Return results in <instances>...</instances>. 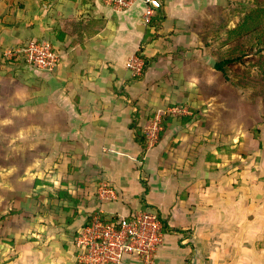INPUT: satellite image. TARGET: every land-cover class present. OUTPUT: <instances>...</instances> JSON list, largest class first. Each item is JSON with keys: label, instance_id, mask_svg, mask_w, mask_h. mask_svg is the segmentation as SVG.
<instances>
[{"label": "crops", "instance_id": "obj_1", "mask_svg": "<svg viewBox=\"0 0 264 264\" xmlns=\"http://www.w3.org/2000/svg\"><path fill=\"white\" fill-rule=\"evenodd\" d=\"M226 4L161 0L150 28L140 1L119 12L109 0H0V126L10 123L23 129L18 133L26 141L47 144L48 163L62 161L64 169V180L54 182L38 203V186L18 191L16 203L32 211L24 220L41 228L19 242L13 235L14 256L1 264H77L74 239L90 215L100 211L109 219L134 210L153 211L165 223L151 264H264V135L255 143L253 168L244 153L237 179L230 164L223 165L203 172L209 181L203 186L194 173L173 167L163 148L190 120L167 123L158 145L143 155L130 127L135 120L143 134L150 114L163 106L146 110L140 102L151 96L155 105L156 97L173 89L169 80L186 86L182 79L191 76L182 67L184 56L170 58V67L165 60L180 47L199 45L198 35L215 30L211 16ZM31 40L49 42L58 54L52 73L4 56ZM209 46L208 41L204 47ZM140 49L153 61L135 79L125 65ZM166 131L171 135L164 136ZM101 181L115 189L116 199H98ZM41 202L46 208L38 211ZM122 264L143 263L126 257Z\"/></svg>", "mask_w": 264, "mask_h": 264}, {"label": "rangeland", "instance_id": "obj_2", "mask_svg": "<svg viewBox=\"0 0 264 264\" xmlns=\"http://www.w3.org/2000/svg\"><path fill=\"white\" fill-rule=\"evenodd\" d=\"M225 7L222 13L216 11L211 16L215 30L210 31L209 28L207 31L206 27L200 29L205 31L199 34L200 38L198 35L199 45L192 49L180 47L175 50L176 54L172 53L169 57V53L163 54L168 57L165 60L167 67H170V58L173 56H184L186 63L182 67H185V72L190 71L191 77L182 79V84L186 83L184 87H187L190 83L188 87L193 90H187L189 88L180 85L181 81L171 79L168 82L171 81L174 92L168 88L166 94L156 97L155 105L149 103L151 96H148L147 103L140 102L146 110L156 108L161 103L163 106L155 109L143 126L145 137L159 113V133L173 120H190L164 141L163 148L167 151L165 157H171L170 164L173 167L187 176L194 173V179L203 186L209 184L203 172L218 171L223 165L227 167L230 164L229 173L237 179L239 164L245 161L242 160L244 153L248 169L253 168L255 143L264 135V25L258 40L254 29L257 31L259 21L253 19L258 9L263 11L264 0H228ZM262 20L264 23V15ZM244 22L245 25L241 26L244 34L237 38L235 30ZM208 41L210 46L206 48L204 45ZM237 57H241L239 62L228 65V79L214 69L215 62ZM160 82L167 83L163 79ZM174 108L185 112L172 115L169 110ZM22 130L12 127L10 123L0 126V264L14 256V246L24 239V235L36 233V229L41 228L27 224L24 220L29 218L32 211L28 210V204L22 209L16 203L20 195L18 191H30L32 185L38 186L39 192L33 196L38 203L39 197L45 195L54 182L64 180L62 161L48 163V145H35L26 141L18 133ZM168 135L171 133L168 132ZM156 145L154 142L150 146L147 143L150 149ZM36 157L38 159H34ZM41 205H46V202H41ZM16 209L22 210L17 215L12 214ZM47 229L45 227L43 231ZM13 235L20 236L18 242Z\"/></svg>", "mask_w": 264, "mask_h": 264}, {"label": "built area", "instance_id": "obj_3", "mask_svg": "<svg viewBox=\"0 0 264 264\" xmlns=\"http://www.w3.org/2000/svg\"><path fill=\"white\" fill-rule=\"evenodd\" d=\"M140 1L144 5L142 21L148 24L161 5V0H109L115 11L129 9ZM7 59L22 60L27 66L43 73H52L58 63V54L47 41L31 40L24 46L4 53ZM132 77L140 76L143 61L133 56L126 62ZM170 114H184L182 109H170ZM160 113L155 117L146 134V141L156 143L160 130ZM100 201L116 199V192L109 183L101 181L96 189ZM74 239L77 264H122L126 257H135L143 264H151L164 241V228L155 213L134 210L125 216L103 217L98 211L76 232Z\"/></svg>", "mask_w": 264, "mask_h": 264}, {"label": "trees", "instance_id": "obj_4", "mask_svg": "<svg viewBox=\"0 0 264 264\" xmlns=\"http://www.w3.org/2000/svg\"><path fill=\"white\" fill-rule=\"evenodd\" d=\"M261 7H263V6H261ZM261 9H258V12H257V14L255 13V16H253V19H255L256 18V22L257 21H259V22H257V27H258V29H257V31H256V29H254V33H256V39H258L259 40V35H261L262 33H263V30L262 31H260L261 30V27L264 25V23H262V17H263V15H264V9H263V11H260ZM159 12H161V5H160V7L156 10V13H155V15H154V17L150 20V22L147 24L150 28H155V26H154V20H155V17H156V15H157V13H159ZM259 12L261 13V15L259 14ZM260 15V16H259ZM154 19V20H153ZM159 19H163V15L162 14H160L159 15ZM262 23V24H261ZM245 25V22L244 23H242V25H240L239 27H238V30H235V32H237L238 33V35L236 36L237 38H239L240 37V35L241 34H244V30H243V28H242V31H241V26H244ZM256 31V32H255ZM230 33V32H229ZM258 33V34H257ZM264 34H262V36H263ZM35 41H38V40H35ZM141 51H142V49H140L139 50V52L137 53V57H139L142 61H143V68H142V73H141V75L140 76H137V77H134L135 79L137 78V79H139L140 77H142L143 75H144V73H145V71H146V69H147V67L151 64V62L153 61V58H147V57H145V56H143V55H141ZM240 58L241 57H237V58H235V59H232V58H225V59H221V60H219V61H217V62H215V64H214V69L216 70V71H219V72H221V74L223 75V77H225V79H228V77H227V68H228V65H231L232 63H234V62H239L240 61ZM175 106V105H174ZM131 129H133L134 131H136V134H135V141L138 143V144H140V146H141V148H142V150H141V155H143V154H145V151H146V147H147V141H146V137L142 134V133H140L141 131H140V129L138 128L137 129V127H136V125H135V120H134V122L131 124ZM45 198H47V200L49 199V198H53V195H51L50 193L47 195V196H45ZM56 199V198H55ZM48 201H50V200H48ZM40 208H43V209H45L46 208V205H41L40 204V207L38 208V211H41V209ZM40 209V210H39ZM142 211H148V212H152V213H155V212H153V211H150V210H142ZM12 214H16V211H12ZM156 214V213H155ZM157 215V214H156ZM157 217L160 219V221H161V223H162V225H163V228L165 227V223L161 220V218L157 215Z\"/></svg>", "mask_w": 264, "mask_h": 264}]
</instances>
